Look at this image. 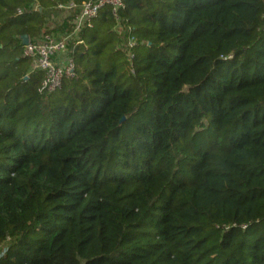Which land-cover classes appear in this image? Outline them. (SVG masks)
I'll list each match as a JSON object with an SVG mask.
<instances>
[{
	"label": "trees",
	"instance_id": "16d2710c",
	"mask_svg": "<svg viewBox=\"0 0 264 264\" xmlns=\"http://www.w3.org/2000/svg\"><path fill=\"white\" fill-rule=\"evenodd\" d=\"M86 1L0 0V264H264V0H123L44 96L21 36Z\"/></svg>",
	"mask_w": 264,
	"mask_h": 264
},
{
	"label": "built area",
	"instance_id": "2783aa9c",
	"mask_svg": "<svg viewBox=\"0 0 264 264\" xmlns=\"http://www.w3.org/2000/svg\"><path fill=\"white\" fill-rule=\"evenodd\" d=\"M105 8L111 11L117 26L120 23L119 12L124 9L123 0H88L80 5L73 2L59 4L56 10L75 13L72 31L60 38L44 33L24 46L23 56L31 60L30 71L42 74L38 93L51 96L61 88L63 81L75 77V61L71 53L82 44L79 34ZM127 44L132 48L135 40L130 39ZM128 56H131L129 52Z\"/></svg>",
	"mask_w": 264,
	"mask_h": 264
},
{
	"label": "crops",
	"instance_id": "0c3cea01",
	"mask_svg": "<svg viewBox=\"0 0 264 264\" xmlns=\"http://www.w3.org/2000/svg\"><path fill=\"white\" fill-rule=\"evenodd\" d=\"M75 13L71 11H58L51 9L46 11V22L49 31L55 37H63L71 26Z\"/></svg>",
	"mask_w": 264,
	"mask_h": 264
},
{
	"label": "rangeland",
	"instance_id": "374dc122",
	"mask_svg": "<svg viewBox=\"0 0 264 264\" xmlns=\"http://www.w3.org/2000/svg\"><path fill=\"white\" fill-rule=\"evenodd\" d=\"M115 31L117 32V34L121 37V39H122V46H123V48L124 49H126V47H127V43H126V41H127V38H128V36H127V33L129 32V29H127V27L126 26H124L123 24H121V23H119L116 27H115ZM203 137H204V141H205V137L207 138V141H206V143L209 141L210 142V139H211V136L210 135H207V134H204L203 135Z\"/></svg>",
	"mask_w": 264,
	"mask_h": 264
},
{
	"label": "water",
	"instance_id": "95a60500",
	"mask_svg": "<svg viewBox=\"0 0 264 264\" xmlns=\"http://www.w3.org/2000/svg\"><path fill=\"white\" fill-rule=\"evenodd\" d=\"M21 41H22V45L26 46L28 44V42H29L28 36L27 35L21 36Z\"/></svg>",
	"mask_w": 264,
	"mask_h": 264
}]
</instances>
